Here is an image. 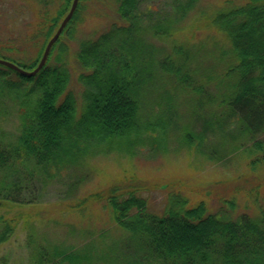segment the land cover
<instances>
[{
  "label": "trees",
  "instance_id": "trees-1",
  "mask_svg": "<svg viewBox=\"0 0 264 264\" xmlns=\"http://www.w3.org/2000/svg\"><path fill=\"white\" fill-rule=\"evenodd\" d=\"M23 1L32 8L40 3L28 39L34 40L35 55L26 63L6 55L3 60L31 71L72 0H58L53 11L47 7L53 0ZM84 1L78 0L34 76L0 65V99L7 96L19 104L20 120L11 140L0 132V209L6 213L0 215V246L21 225L28 233V264H264V205H259L264 184V0H221V6L200 15L202 27L223 41L215 65L207 67L197 60L207 51L175 40L180 23L200 0H170L168 10L145 14L141 7L152 0H115L117 21L79 41L73 53L75 93L65 59L72 52L69 42ZM148 37L172 41L171 50L157 48ZM15 42L0 50L26 54ZM171 142L176 143L173 150L183 148L215 164L235 155L244 158L247 177L238 180L245 184L252 183L249 176L256 170L262 176L257 171L247 190L237 179L226 180L231 198L220 196L227 208L215 213H208L206 195L190 202L186 193L173 190L174 183H147L132 170L78 196L90 180L91 159L110 154L132 159L144 149L155 158L166 154ZM53 185L64 199L78 196L60 209L81 212L98 204L127 236L104 243L105 234L92 238L91 231L82 230L87 238L76 247L37 243L31 218L9 210L41 204ZM158 188L167 191L164 205L159 213L149 212L142 193ZM240 193L255 212L234 217Z\"/></svg>",
  "mask_w": 264,
  "mask_h": 264
},
{
  "label": "rangeland",
  "instance_id": "rangeland-1",
  "mask_svg": "<svg viewBox=\"0 0 264 264\" xmlns=\"http://www.w3.org/2000/svg\"><path fill=\"white\" fill-rule=\"evenodd\" d=\"M53 1L55 3H49L47 6L50 9L49 11H53L58 6V0ZM169 3L170 0H152L141 7V12L145 14L149 10L151 13L168 10ZM220 3L221 0H200L195 10L190 12L184 21L180 23V31L176 35L179 37L175 39L176 41H187V44L193 46L194 49L202 48V51H207L206 54H201L197 57L198 62L201 65H205V67L215 65V57L220 52L218 48L223 45V41L214 32L202 27L200 15L202 13H210ZM39 6L40 3H37L32 8L30 2L23 0H0V46H9L12 42L17 41L15 43L18 44L19 48L28 54V56H25L26 54L23 51L12 53L0 50L2 53V55L0 54V59L7 58L3 56L6 55L26 63L34 57V40L31 43L28 39L30 40L29 32L33 26L32 23L35 22L34 10L39 11ZM82 6L81 21L72 40L69 42V48L72 52L65 59L72 76L70 89L75 93H77L78 87L73 84L75 73L72 70L74 66L72 59L79 41L94 38L100 33L107 31L118 19L115 0H85ZM197 25H200V27H197ZM147 40H150L157 48L161 47L168 51L171 50L172 41L150 37ZM193 66H195L194 63ZM210 90L213 91V88L211 87ZM19 125V104L7 96L1 98L0 132H4V138L11 140L18 131ZM174 146H176V143L171 142L169 151L155 158H149L147 151L144 149L138 151L137 155L132 159L123 155L116 156L115 154L91 159L90 165L93 171L90 180L80 187L78 196L88 193L99 184L108 182L115 175H121L123 171L132 170L147 183L152 179H158L161 184L165 185L174 183L176 187L180 188L172 186L173 190H180V192L186 193L190 197V202H194L196 199L206 195L207 211L208 213H215L220 207L227 208V205H222L223 200L219 201L220 196L222 199L231 198L227 194L226 180L237 179L240 187L245 186L246 190L255 183V174L258 170L250 174L249 180L252 181L251 184H245L243 180H238L247 177L245 175L248 172V166L244 158L235 155L231 157L232 160L228 163L215 164L206 160L200 154L188 152L183 148L175 151L173 150ZM257 175L262 176V173L258 171ZM259 183H261L260 180ZM211 189L216 191L215 195L209 193ZM46 190V193L42 195L41 204L22 208L14 207L9 210L10 214L14 215L19 212V215H28L31 218L37 243L42 244L45 241L46 244L50 245L60 246L62 244L68 247L69 245H75L76 247L80 242L82 243L83 239L87 238L81 234L82 232L79 233L82 230L91 231L92 238L102 233L105 234V239L102 238L104 243L113 240L119 241L127 236L125 231L118 228L108 218L106 210L102 206L97 204L81 212L68 209L62 210L58 205H64L69 200H75L78 196L64 199L62 198L61 189L56 185L49 186ZM166 196V189L161 188L142 193V197L146 200L147 210L156 213L162 210ZM259 205H264V184L259 194ZM231 212L235 217L242 212L254 213L255 210L251 201L240 193L235 198V207ZM1 214H6L5 209H0ZM27 234L21 225L15 228L10 240L0 246V264L29 263L30 250Z\"/></svg>",
  "mask_w": 264,
  "mask_h": 264
},
{
  "label": "water",
  "instance_id": "water-1",
  "mask_svg": "<svg viewBox=\"0 0 264 264\" xmlns=\"http://www.w3.org/2000/svg\"><path fill=\"white\" fill-rule=\"evenodd\" d=\"M77 3H78V0H72V3H71V6H70L68 13L66 14V16L61 21V23H60L58 29L56 30V32L54 33V35L47 42L37 66L32 71H25V70L19 68L18 66H16L15 64L8 62V61H5V60H2V59H0V65H3V66H5V67H7L13 71H16L17 73H19L21 75H24V76H28V77L34 76L45 64V61L47 59V56H48V53L50 51L51 46L53 45L54 42H56V40L59 37L62 29L64 28V26L67 24V22L72 17V15L76 9Z\"/></svg>",
  "mask_w": 264,
  "mask_h": 264
},
{
  "label": "flooded vegetation",
  "instance_id": "flooded-vegetation-1",
  "mask_svg": "<svg viewBox=\"0 0 264 264\" xmlns=\"http://www.w3.org/2000/svg\"><path fill=\"white\" fill-rule=\"evenodd\" d=\"M49 5V4H48Z\"/></svg>",
  "mask_w": 264,
  "mask_h": 264
}]
</instances>
